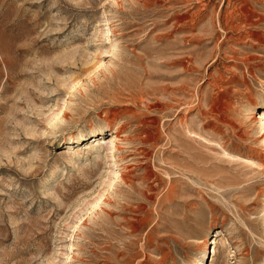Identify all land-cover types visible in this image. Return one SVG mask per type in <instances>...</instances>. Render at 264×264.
<instances>
[{
    "label": "rangeland",
    "instance_id": "1",
    "mask_svg": "<svg viewBox=\"0 0 264 264\" xmlns=\"http://www.w3.org/2000/svg\"><path fill=\"white\" fill-rule=\"evenodd\" d=\"M263 109L264 0H0V264H264Z\"/></svg>",
    "mask_w": 264,
    "mask_h": 264
},
{
    "label": "bare ground",
    "instance_id": "2",
    "mask_svg": "<svg viewBox=\"0 0 264 264\" xmlns=\"http://www.w3.org/2000/svg\"><path fill=\"white\" fill-rule=\"evenodd\" d=\"M62 110H63V109H62ZM60 111H61V110H60ZM56 114H57V116L54 115V117H53L54 119H58L59 112L56 113ZM260 120H261V123L264 124V109L262 110V112H261V114H260ZM118 135H119V131L116 130V131H115V135L112 136V138H111L112 147H113L114 149L117 148V145H116V139H117ZM115 178H116V179H120L121 181H124L126 177L123 176L122 173H116V174H115ZM127 184H128V183H127ZM130 184H131V183H130ZM213 241H214V243H215V240H213Z\"/></svg>",
    "mask_w": 264,
    "mask_h": 264
}]
</instances>
